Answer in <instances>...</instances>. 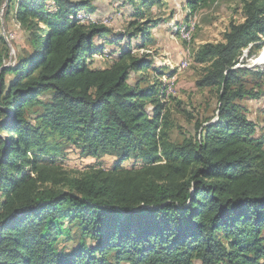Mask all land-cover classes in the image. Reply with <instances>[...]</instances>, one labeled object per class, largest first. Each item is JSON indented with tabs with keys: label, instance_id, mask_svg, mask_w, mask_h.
I'll return each mask as SVG.
<instances>
[{
	"label": "trees",
	"instance_id": "16d2710c",
	"mask_svg": "<svg viewBox=\"0 0 264 264\" xmlns=\"http://www.w3.org/2000/svg\"><path fill=\"white\" fill-rule=\"evenodd\" d=\"M164 1L124 0L133 19L107 45L127 43L99 69L107 45L95 40L112 29L77 20L95 0H0L26 38L11 58L0 35V264H264V141L242 106L260 93L234 70L262 46L264 0H240L244 21L192 52L218 120L181 143L162 86L130 83L154 65L131 41L163 22L146 16ZM187 2L195 12L208 0ZM70 147L116 165L72 175L59 163ZM67 224L80 231L74 248L62 245Z\"/></svg>",
	"mask_w": 264,
	"mask_h": 264
},
{
	"label": "rangeland",
	"instance_id": "374dc122",
	"mask_svg": "<svg viewBox=\"0 0 264 264\" xmlns=\"http://www.w3.org/2000/svg\"><path fill=\"white\" fill-rule=\"evenodd\" d=\"M187 1L165 0L162 5L154 6L146 18L149 17L154 21L163 19V22L149 30L145 41L141 38L142 34H139L140 38L131 41V51L150 54L154 65L144 72V77L140 74L132 75L130 83L145 78L142 81V87L153 82L162 86L167 99L166 107L170 110L168 136L174 143H181L185 138L194 136L198 122L206 118H210V123L218 120L215 91L198 89L196 86L203 68L200 64L194 63L192 52L206 43L222 42L231 23L244 21L240 0H208L195 12L188 7ZM51 6L54 5H49L48 9ZM95 6L97 11H82L77 16V20L81 23L99 22L112 29V34L108 37L95 40L98 48H104L108 41H116L119 38L118 35L124 33L128 23L133 19L134 11L130 5L124 3V0H95ZM191 22L195 24L194 31L190 41L184 42L179 30ZM0 35L11 50V58H16L17 50L26 44L25 33L13 14H6L5 6L0 13ZM126 41L127 39L110 43L102 55L98 52L92 59L93 67L99 69L109 67L111 58L118 56L121 47H125ZM143 43L145 46H142ZM261 44L258 51L251 50L252 47L244 50L234 70L238 73L247 71L240 73V77L246 82L247 89L260 93L257 99L244 100L242 106L246 110L248 119L256 124L254 139L264 141V65L252 63L264 53V39ZM6 63L9 65V61ZM259 74H263V77H258ZM146 109L148 115L152 116L154 106L148 104ZM116 162L117 159L114 157L95 159L82 156L80 150L75 147L68 148L64 156L59 159V163L72 175H78L96 166L109 170L116 165ZM124 167L132 168L133 162H126ZM67 227L70 229V235L68 240L63 238L62 245L74 248L79 245L80 231L70 224H67ZM112 263L114 264L113 261Z\"/></svg>",
	"mask_w": 264,
	"mask_h": 264
},
{
	"label": "bare ground",
	"instance_id": "6f19581e",
	"mask_svg": "<svg viewBox=\"0 0 264 264\" xmlns=\"http://www.w3.org/2000/svg\"><path fill=\"white\" fill-rule=\"evenodd\" d=\"M194 27H195V24L191 22V23L184 25L183 28L179 30L181 38L184 40V42L190 41L192 32L194 31ZM252 63L254 65H264V53L260 56V58L256 59ZM186 64H188V62H186Z\"/></svg>",
	"mask_w": 264,
	"mask_h": 264
},
{
	"label": "water",
	"instance_id": "95a60500",
	"mask_svg": "<svg viewBox=\"0 0 264 264\" xmlns=\"http://www.w3.org/2000/svg\"><path fill=\"white\" fill-rule=\"evenodd\" d=\"M1 230H2V228H0V233H1Z\"/></svg>",
	"mask_w": 264,
	"mask_h": 264
},
{
	"label": "built area",
	"instance_id": "2783aa9c",
	"mask_svg": "<svg viewBox=\"0 0 264 264\" xmlns=\"http://www.w3.org/2000/svg\"><path fill=\"white\" fill-rule=\"evenodd\" d=\"M170 90H171V88H170ZM169 96V95H168Z\"/></svg>",
	"mask_w": 264,
	"mask_h": 264
}]
</instances>
